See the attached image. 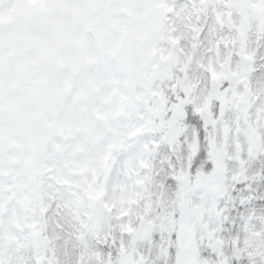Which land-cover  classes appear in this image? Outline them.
Masks as SVG:
<instances>
[{
    "label": "rangeland",
    "instance_id": "obj_1",
    "mask_svg": "<svg viewBox=\"0 0 264 264\" xmlns=\"http://www.w3.org/2000/svg\"><path fill=\"white\" fill-rule=\"evenodd\" d=\"M182 6L177 102L149 81L130 82L129 110L128 82L90 65L82 136L71 113L64 154L57 145L34 161L32 148L6 146L21 161L8 160L0 177V264H264V14L251 13L264 12V0ZM227 15L232 34L244 29L230 46L238 58L225 54L227 29L219 32ZM124 35L111 32L109 42ZM81 37L82 60L103 64Z\"/></svg>",
    "mask_w": 264,
    "mask_h": 264
},
{
    "label": "flooded vegetation",
    "instance_id": "obj_2",
    "mask_svg": "<svg viewBox=\"0 0 264 264\" xmlns=\"http://www.w3.org/2000/svg\"><path fill=\"white\" fill-rule=\"evenodd\" d=\"M182 5L183 0H0V177L7 176L2 168L8 160L15 166L21 161L8 157V145L18 152L32 148L34 161L57 145L64 154L72 141L71 113L80 115L73 135L82 136V113L87 111L82 107V79L88 66H96L97 76L104 71L105 76L117 74V80L111 76L113 82H128L125 98H132L130 82L149 81L163 89L170 81L177 87L182 76ZM251 13L258 17L262 11ZM230 23L227 15L219 26L228 35V50L223 51L238 58L230 46L237 39L243 43L245 33L241 25L232 34ZM87 32L95 35V42ZM100 32L106 35L98 41ZM111 32L126 35L113 44ZM75 34L80 42L74 41ZM82 34L107 56L106 67L100 56L89 63L82 60Z\"/></svg>",
    "mask_w": 264,
    "mask_h": 264
},
{
    "label": "trees",
    "instance_id": "obj_3",
    "mask_svg": "<svg viewBox=\"0 0 264 264\" xmlns=\"http://www.w3.org/2000/svg\"><path fill=\"white\" fill-rule=\"evenodd\" d=\"M172 97V98H171ZM176 100V98L174 97V96H170V98L168 99V101L169 102H171V101H175ZM186 106V105H185ZM184 106V107H185ZM187 113L188 114H190L191 116H194L193 118L195 119V121L196 122H199L200 123V127L202 126V123H203V118L199 115V114H193L192 113V110L189 108V107H187ZM204 152V151H203ZM200 158H202V160H203V158H204V154H202V156L200 157ZM200 158H196L194 161H193V165H191V167H190V170H191V168L193 169V171L191 172V173H193L194 172V168L196 167V166H198V164L201 162V160H200ZM235 201L237 202V198H235ZM152 235H155V233L154 234H152ZM157 235V234H156ZM155 235V236H156ZM208 254V253H207Z\"/></svg>",
    "mask_w": 264,
    "mask_h": 264
},
{
    "label": "water",
    "instance_id": "obj_4",
    "mask_svg": "<svg viewBox=\"0 0 264 264\" xmlns=\"http://www.w3.org/2000/svg\"><path fill=\"white\" fill-rule=\"evenodd\" d=\"M86 34L89 36L90 40L92 42H94L93 41V40H95L94 34H92L91 32H87ZM126 105L129 107V109H132L133 108V102L130 101V100H126ZM91 113H92V111H91ZM145 237H146V234L143 235V238H145Z\"/></svg>",
    "mask_w": 264,
    "mask_h": 264
}]
</instances>
